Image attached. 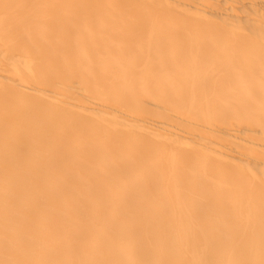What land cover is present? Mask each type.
<instances>
[{
	"label": "bare ground",
	"instance_id": "6f19581e",
	"mask_svg": "<svg viewBox=\"0 0 264 264\" xmlns=\"http://www.w3.org/2000/svg\"><path fill=\"white\" fill-rule=\"evenodd\" d=\"M0 264H264V0H0Z\"/></svg>",
	"mask_w": 264,
	"mask_h": 264
}]
</instances>
